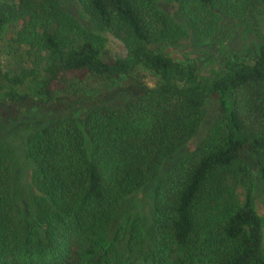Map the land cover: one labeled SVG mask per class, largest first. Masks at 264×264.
<instances>
[{"label":"trees","instance_id":"trees-1","mask_svg":"<svg viewBox=\"0 0 264 264\" xmlns=\"http://www.w3.org/2000/svg\"><path fill=\"white\" fill-rule=\"evenodd\" d=\"M75 1L98 32L59 0H0V54L29 63L11 74L0 67V108L33 112L59 83L89 77L152 82L137 79L88 108L45 109L25 143L33 195L22 220L0 142V264H264V218L241 162L252 155L264 182V32L247 27L259 47L245 59L221 40L264 15V0ZM100 32L125 53L103 59ZM191 42L220 46V68L207 78L166 51ZM210 98L217 110L202 139L162 172L198 134ZM150 184L147 234L130 221L125 247L108 242L118 208Z\"/></svg>","mask_w":264,"mask_h":264},{"label":"rangeland","instance_id":"rangeland-1","mask_svg":"<svg viewBox=\"0 0 264 264\" xmlns=\"http://www.w3.org/2000/svg\"><path fill=\"white\" fill-rule=\"evenodd\" d=\"M59 2L61 8L78 18L85 28L93 32L96 31L94 25L80 14L75 0H59ZM247 24L242 23L231 28L221 38L226 45V51L234 57L245 59L253 57L257 53L259 40L248 28H258L264 32V15L258 16L255 21H249ZM100 35L105 39V45L101 52L103 59L108 60L125 53L122 43L113 36L103 32H100ZM166 51L176 58L187 56L193 59L198 65L199 75L202 78L209 77L221 65L219 45L191 42L167 47ZM21 64L24 67L29 66V63L24 62L21 57H13L11 54L4 52L0 54V67L3 72L11 74ZM137 79L146 83L152 82L148 75L142 74L137 78L133 76L126 79L121 82L120 86L111 87L108 81L97 77H89L73 87L67 88V86L65 87L62 83H59L47 103H34L36 109L33 112L10 103L0 108V142L7 146L6 166L9 170L12 194L20 220L23 219L24 208L30 203L33 195V187L30 181L32 164L26 157L24 149L29 135L41 124L35 120L42 118V114L46 112L45 109L54 111L59 107H70L75 110L88 108L93 99H104L106 96H113L119 91H124L123 89H131ZM216 110V100L214 98L208 99L205 104L206 117L198 134L176 156L165 162L162 172L166 171L174 162L198 144L214 118ZM50 117L46 115V119ZM241 162L246 171L245 180L248 181L251 178L255 186L254 199L257 213L264 218V182L259 179L257 165L252 155H243ZM152 186L150 184L143 187L118 208L105 233L108 242L115 243L118 248L125 247L130 221H135L134 223L142 229L143 233L147 234L152 217ZM237 196L238 199H241V192ZM262 234L264 236V227L262 228Z\"/></svg>","mask_w":264,"mask_h":264}]
</instances>
